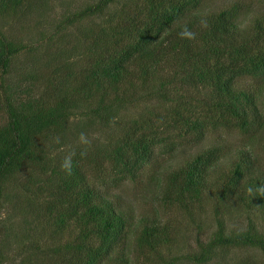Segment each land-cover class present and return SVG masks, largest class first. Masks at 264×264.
I'll list each match as a JSON object with an SVG mask.
<instances>
[{"label":"trees","instance_id":"trees-1","mask_svg":"<svg viewBox=\"0 0 264 264\" xmlns=\"http://www.w3.org/2000/svg\"><path fill=\"white\" fill-rule=\"evenodd\" d=\"M30 6L32 0H0V14ZM240 11L237 5L203 8L202 0H89L64 13L53 31L85 21L76 27L75 44L53 54L47 76L26 75L42 78L46 87L35 95L27 88L26 96L17 99L7 93L1 77L9 73L12 57L28 46L7 40L0 31V110L6 117L0 125V198L16 173L29 168L41 175L36 189L48 199L43 206L57 241L64 231L71 232L47 247L36 243L43 264L147 263L121 249L134 217L116 207L105 187L91 181L88 166L96 156L99 171L114 184L136 182L145 165L158 170L159 152H168L176 140L196 144L216 129L244 133L259 123L257 94L238 82L264 76V13L241 35ZM183 32L191 37H182ZM151 97L166 105L162 112L146 109L125 119L108 143L73 151L66 159L71 174L62 167L63 158L43 160L52 140L59 146L65 130L77 126L73 116L87 117L90 126L108 125L131 103ZM224 157L221 144H211L164 174L158 170V201L190 214L206 196L221 204L235 195L247 208H264V177L251 172L250 152L240 151L219 167ZM32 177L29 184L36 182ZM169 228L145 216L137 219L131 232L135 256L156 254L157 260L148 264H180V259L204 264L218 248L264 251V234L250 219L243 229L230 231L216 219L208 239L195 240L196 249L164 257L157 251L169 241Z\"/></svg>","mask_w":264,"mask_h":264},{"label":"rangeland","instance_id":"rangeland-1","mask_svg":"<svg viewBox=\"0 0 264 264\" xmlns=\"http://www.w3.org/2000/svg\"><path fill=\"white\" fill-rule=\"evenodd\" d=\"M88 1L32 0V6L19 10L16 14H0V31L6 39L28 46L26 50L12 57L9 73L1 77L11 97L15 99L25 97L27 88L30 89L31 95H35L39 89L46 87L44 84L46 82L42 81V78L32 80L26 75H46L48 69L53 68V54L69 47L70 42L75 44L74 39L78 40V36H75L78 26L85 21L66 28L62 27L54 33L53 31L57 20L63 17L64 13ZM119 1L130 2V0ZM229 5H237L241 8L240 15L236 17L242 30L239 33L241 35L250 32L251 20L264 13V3L258 0H202L203 8L208 9H219ZM78 42L83 43V40ZM238 85L251 88L258 96L262 119L250 130L243 133L234 128L216 129L196 144L176 140L171 146L172 149L169 148L168 152L164 149L158 154L156 164L160 173L157 169L153 170L150 163L144 166L136 182L124 181L118 185L114 184L110 175L99 171L98 156H96L97 161H92L88 166V172L90 176L92 175L91 181H96L101 187H105L108 197L116 207L134 217L132 226L129 228L130 233L121 247L129 258L133 260L137 258L139 261H144L146 258L147 261H144L147 262L146 264L158 258L154 253L147 257L135 256L134 235L131 232L141 216L162 225L169 224V241L160 245L157 251V254L164 257L184 255L196 249L195 240H207L216 227V219L223 222L225 231L243 229L246 221L250 219L253 228L264 234V208L255 204L247 208L235 195L221 203L222 205L217 201V197L206 196L203 205L192 208L190 214L176 205L165 204L157 199L160 185L156 174L168 172L211 144L220 143L224 150L225 157L218 162L219 167L234 159L238 152L249 151L253 157L251 172L264 177V76L243 77ZM160 103L153 97L140 98L120 112L119 120L108 125L94 122L90 126L86 124L89 121L87 117L73 116L72 119L77 126L65 130V139L59 146H56V141L52 140V145L48 147L43 160H52V157L56 156L66 160L76 149H97L100 144H106L115 138L120 124L125 119L138 117L146 109L151 108L162 112L166 105L163 106ZM5 118L4 112L0 110V125L4 123ZM88 127L90 129H87ZM29 176H33L32 179L36 182L29 184ZM14 178L5 187L0 198V264H43L42 260L45 257L41 252L37 253L34 247L38 244L41 247H47L61 242L69 238L71 232L69 229L64 231L59 241H57L58 235L52 232L53 228L50 225L52 218L43 206L48 199L43 190L36 189L41 178L40 174L26 168L17 172ZM179 262L193 264L185 259H180ZM204 264H264V251L250 247L218 248L212 258Z\"/></svg>","mask_w":264,"mask_h":264},{"label":"clouds","instance_id":"clouds-1","mask_svg":"<svg viewBox=\"0 0 264 264\" xmlns=\"http://www.w3.org/2000/svg\"><path fill=\"white\" fill-rule=\"evenodd\" d=\"M188 35L189 37H191L190 33L187 32H183L181 33V36H185ZM62 167L67 171L68 174H71V163H70V159L66 160L65 163L62 165Z\"/></svg>","mask_w":264,"mask_h":264}]
</instances>
